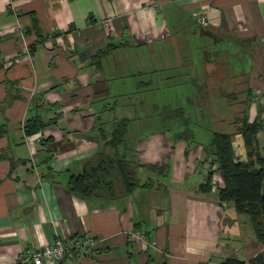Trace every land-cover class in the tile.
<instances>
[{"label":"crops","instance_id":"1","mask_svg":"<svg viewBox=\"0 0 264 264\" xmlns=\"http://www.w3.org/2000/svg\"><path fill=\"white\" fill-rule=\"evenodd\" d=\"M160 89L189 108L164 105L186 123L163 114ZM241 116L264 124V0H0V264H33L44 243L87 234L90 252L44 264H248L263 248L249 218L202 189L212 131L234 132ZM124 118L118 153L141 164L139 185L71 193L68 175ZM257 143L264 155V129Z\"/></svg>","mask_w":264,"mask_h":264},{"label":"trees","instance_id":"2","mask_svg":"<svg viewBox=\"0 0 264 264\" xmlns=\"http://www.w3.org/2000/svg\"><path fill=\"white\" fill-rule=\"evenodd\" d=\"M112 48L113 46L107 45L104 50L94 54V59L98 60L99 56ZM203 97H199L198 100ZM192 102L194 100L189 99V103ZM197 104L199 105L198 102ZM162 112L166 117H178L185 122L182 108L170 109L164 106ZM128 121L129 119L124 118L115 122L108 136L100 134L103 140L100 149L84 163L79 173L67 177L66 187L71 193L79 198L100 194L107 198H115L130 194L139 185L135 172L141 164L129 161L118 153V147L122 144L127 131ZM234 127V132L213 130L206 151L213 156L211 163L217 164L221 176V183L216 189L219 199L230 201L236 214H243L249 218L255 239L263 246L248 264H264V155L257 143V133L264 129V124L259 119L248 122L246 116H241L235 119ZM188 133L185 128L178 136L186 137ZM234 133L240 134L242 138L244 159L235 156L232 141ZM212 173L213 170L209 169L202 184L203 191L214 190L210 183ZM225 262L244 264L243 260L235 258H226Z\"/></svg>","mask_w":264,"mask_h":264},{"label":"built area","instance_id":"3","mask_svg":"<svg viewBox=\"0 0 264 264\" xmlns=\"http://www.w3.org/2000/svg\"><path fill=\"white\" fill-rule=\"evenodd\" d=\"M200 23L206 22V17L203 14L197 13ZM105 29L108 27V19L102 21ZM213 173L211 175L210 183L212 189L216 190L221 183V176L217 170V164L214 163L211 167ZM129 239L138 241L142 239V234L138 231L129 232ZM95 241L91 235L74 236L71 238L56 237L52 242L44 243L37 250L29 252L28 258L31 259L33 264H44L46 261H59L66 258H73V251L83 250L90 252ZM155 245V244H154ZM162 251V250H161Z\"/></svg>","mask_w":264,"mask_h":264},{"label":"rangeland","instance_id":"4","mask_svg":"<svg viewBox=\"0 0 264 264\" xmlns=\"http://www.w3.org/2000/svg\"><path fill=\"white\" fill-rule=\"evenodd\" d=\"M195 40H198V37L195 39ZM163 86H165V85H162V87ZM168 88V87H167ZM169 89V88H168ZM168 89H165L166 91H162L161 89H160V97H159V100H156V102H158L159 104H160V106L162 107V106H164V105H167L168 107H170L169 105H171L172 104V106L173 107H176L177 105H178V107H179V104L178 103H181V105L182 106H184L183 104V101L181 100V98H178L177 99V102L175 101L176 100V98L172 95L173 94V91H172V93H171V91L170 90H168ZM150 97V90H146L145 91V93H144V99L145 100H148V98ZM174 103H176L175 105H174ZM183 103V104H182ZM209 104V107H207V108H205V110H206V115L208 116H210L211 114H210V108H211V111L213 112L214 111V109H215V111L217 110L216 108H215V106H214V103H213V101L212 100H210V102L208 103ZM166 106V107H167ZM184 108L187 110V109H189L188 107H186V105L184 106ZM220 108V107H219ZM221 110H222V112H218V115L219 116H221L220 117V119L221 120H223V124L226 126V124H225V122L227 121V117L229 116V113L227 112V111H225V112H223V109L221 108ZM213 115V117H215V116H217V113H213L212 114ZM206 122H207V124H205V125H202V126H205V127H208V128H210V129H217V128H215L214 127V125H212V123L210 122V119L209 120H206ZM222 124V125H223ZM207 125V126H206ZM204 129V128H203ZM221 129H225V130H227V131H229L230 130V128H226V127H223V128H221ZM232 139H236V137L234 136Z\"/></svg>","mask_w":264,"mask_h":264}]
</instances>
